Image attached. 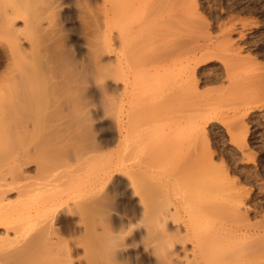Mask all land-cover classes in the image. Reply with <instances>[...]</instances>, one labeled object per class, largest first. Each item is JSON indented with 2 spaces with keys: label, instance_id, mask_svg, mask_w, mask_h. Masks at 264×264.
Returning a JSON list of instances; mask_svg holds the SVG:
<instances>
[{
  "label": "rangeland",
  "instance_id": "374dc122",
  "mask_svg": "<svg viewBox=\"0 0 264 264\" xmlns=\"http://www.w3.org/2000/svg\"><path fill=\"white\" fill-rule=\"evenodd\" d=\"M112 2L122 12L109 34ZM199 45L216 56L196 65ZM180 46L183 54L163 61ZM0 90V120L28 123L17 141L30 183L25 195L14 186L5 195L25 217L18 234L0 225L2 264H159L158 235L203 232L207 207L229 208L236 193L247 221L213 216L212 224L264 227V0H0ZM194 187L209 205L193 200ZM168 200L171 215L159 225ZM47 215L54 234L42 226ZM253 230L237 231L251 235L241 244L264 251V228ZM193 245L170 244L176 264Z\"/></svg>",
  "mask_w": 264,
  "mask_h": 264
},
{
  "label": "bare ground",
  "instance_id": "6f19581e",
  "mask_svg": "<svg viewBox=\"0 0 264 264\" xmlns=\"http://www.w3.org/2000/svg\"><path fill=\"white\" fill-rule=\"evenodd\" d=\"M120 1H122V0H120ZM125 1V0H124ZM129 1V0H128ZM134 1V0H133ZM135 1H137V0H135ZM119 2V1H118ZM181 2V1H180ZM189 2V1H188ZM187 2V3H188ZM124 3V2H123ZM138 4V3H137ZM153 4V3H152ZM179 4V3H178ZM170 5V4H169ZM180 5V4H179ZM186 6H187V4H185ZM195 5V4H194ZM141 6V5H140ZM185 6V7H186ZM119 7V8H118ZM118 7H117V5H116V3L115 2H112L111 3V5H110V8L108 9L109 10V13H108V19H109V24H108V29H109V34H112L111 32H112V29L114 28L113 27V23H116L114 20H115V17L116 16H118V15H116V14H118V13H120L121 14V8L122 7H120L119 5H118ZM129 9V8H128ZM133 9H134V7H133ZM132 9V10H133ZM186 9H188V8H186ZM125 10H127V8L125 9ZM130 10V9H129ZM140 10V9H139ZM143 10V9H142ZM143 12V11H142ZM137 13V12H136ZM145 13V12H144ZM15 14V13H14ZM119 14V15H120ZM154 14V13H153ZM168 14H170V13H168ZM177 14V13H176ZM128 15V14H127ZM140 15V14H139ZM138 15V16H139ZM160 15V14H159ZM11 16H13V15H11ZM10 16V17H11ZM137 16V15H136ZM162 15H160L159 17H161ZM144 17V16H143ZM176 17V16H175ZM129 18V17H128ZM161 18H164V16L163 17H161ZM6 19H13V18H6ZM14 20V19H13ZM178 20V19H177ZM16 21V20H15ZM114 21V22H113ZM166 21V20H165ZM145 22H146V20H145ZM145 22H143V24H145ZM150 22V21H149ZM168 22V21H167ZM147 23V22H146ZM169 23V22H168ZM117 24V23H116ZM115 24V25H116ZM142 24V25H143ZM150 24V23H149ZM148 24V25H149ZM175 24V23H174ZM173 24V25H174ZM147 25V26H148ZM143 26H145V25H143ZM143 26H141V29H142V27ZM153 26H155V25H153ZM169 27V26H168ZM150 28V27H149ZM144 29V28H143ZM152 30H154V29H152ZM152 30H150V31H152ZM174 30L175 29H173V32H174ZM176 31V30H175ZM180 31V30H179ZM223 31V30H222ZM15 32V31H14ZM148 32V31H147ZM121 34V33H120ZM147 34V33H146ZM149 34V33H148ZM154 34H156L155 32H154ZM171 34H172V32H171ZM106 35H107V33H106ZM115 35V34H114ZM143 34H141V36H142ZM174 35H176V34H174ZM109 36H111V35H109ZM121 36H123V34L121 35ZM120 36V37H121ZM170 36V35H169ZM172 36V35H171ZM150 37V36H149ZM154 36H152L151 38H153ZM204 37V36H203ZM209 37V36H208ZM150 38V39H151ZM210 38V37H209ZM13 39H14V37H13ZM108 38H106V40H107ZM149 39V38H148ZM164 39V38H163ZM110 40H111V38H110ZM166 40V39H165ZM13 41V40H12ZM15 41H17V40H15ZM117 41V40H116ZM107 42H109V41H107ZM156 42V41H155ZM154 42V43H155ZM17 43H19V42H17ZM227 43V42H226ZM123 44H124V42H123ZM126 44V43H125ZM170 44H173V43H170ZM169 44V45H170ZM203 44V43H202ZM230 44V43H229ZM14 45V44H13ZM150 45V44H149ZM157 45V44H156ZM159 45V44H158ZM157 45V46H158ZM181 45V44H180ZM238 45V44H237ZM17 46H19V45H17ZM17 46H16V48H17ZM182 46V45H181ZM181 46H180V48L179 47H177V49H174V48H176V47H174L173 48V50H171V52H170V50H169V52H170V54H166V53H164L162 56H161V58L163 59V61L164 62H166V61H168V60H170L171 58H173V56H174V54H176V53H178L179 54V51L181 52V50H182V54H183V48L181 49ZM200 46V45H199ZM225 46H227V45H225ZM224 46V47H225ZM13 47V46H12ZM128 47V46H127ZM152 47V46H151ZM154 47V46H153ZM224 47H223V49H224ZM121 48L123 49V47H120V53H121V51H123V50H121ZM157 48V47H156ZM204 48H205V46H200V47H198V48H196L195 49V51H193L194 52V54H193V56H192V59L195 61V64L196 65H200V63H203L204 61L206 62V61H208V60H211V59H213L215 56H214V53H213V50H212V54L213 55H211V54H205V53H208V50L207 51H205V53L203 52V53H201L203 50H204ZM222 47H220V49H221ZM20 49V48H19ZM23 49V48H22ZM152 50H154L153 48H151ZM159 49V48H158ZM189 49H191V48H189ZM227 49L229 50V48L227 47ZM14 50V49H13ZM16 50V49H15ZM118 50V51H119ZM127 50H129V49H127ZM165 50V49H164ZM193 50V49H192ZM232 50V49H231ZM12 51V50H11ZM125 51V50H124ZM177 51V52H176ZM13 52V51H12ZM159 52V51H158ZM166 52V51H165ZM185 52V51H184ZM186 52H187V50H186ZM190 53H191V50L189 51ZM22 53V52H21ZM123 53V52H122ZM160 53H162V51H160ZM210 53V52H209ZM216 53V52H215ZM166 54V55H165ZM177 54V55H178ZM187 54H188V52H187ZM201 54V55H200ZM225 54V53H224ZM229 54V53H228ZM126 55H127V53H126ZM158 55V54H157ZM165 55V56H164ZM13 56H15V55H13ZM123 56H125V54L123 55ZM130 56H131V54H130ZM147 56V55H146ZM155 56V55H154ZM176 56V55H175ZM174 56V57H175ZM190 56V55H189ZM218 56V55H217ZM234 57V56H233ZM119 58V57H118ZM125 58H126V56H125ZM153 59H154V57H152ZM157 58H159V57H157ZM188 58V57H187ZM126 59H128V64H129V58L127 57ZM133 59V58H132ZM132 59H130V60H132ZM160 59V58H159ZM174 59V58H173ZM191 59V60H192ZM53 60V59H52ZM119 61V60H118ZM117 61V63L119 64V66H121L120 68H124V67H122V65H120V63ZM153 61V60H152ZM160 61H162V60H160ZM175 61V60H174ZM193 61V62H194ZM154 62V61H153ZM172 62V61H171ZM131 63H133L132 61H131ZM130 63V64H131ZM135 63V62H134ZM133 63V64H134ZM155 63V62H154ZM161 63V62H160ZM159 63V64H160ZM52 64V63H51ZM122 64V63H121ZM159 64L157 65V66H159ZM165 64V63H164ZM191 64V63H190ZM125 65H127V64H125ZM132 65V64H131ZM118 66V67H119ZM135 66V65H134ZM156 66V65H155ZM154 66V67H155ZM137 67V66H136ZM162 67H163V64H162ZM161 68V67H160ZM119 69V68H118ZM167 69V68H166ZM139 70V69H138ZM116 71V70H115ZM133 71H134V69H133ZM122 72V71H121ZM120 73V72H119ZM20 75V74H19ZM22 76V75H21ZM60 76V75H59ZM20 77V76H19ZM19 77H18V79H19ZM67 77V76H66ZM73 77V76H72ZM194 77V76H193ZM54 78V77H53ZM21 79H23V78H21ZM63 79H64V76H63ZM15 81V80H14ZM68 81V80H67ZM78 81V80H77ZM197 81V80H196ZM26 82V81H25ZM83 82V81H82ZM81 82V83H82ZM58 83V82H57ZM64 83V82H63ZM199 83V82H198ZM52 84V83H51ZM73 84V83H72ZM64 85V84H63ZM66 85V84H65ZM2 86V85H1ZM79 86V85H78ZM194 87V86H193ZM23 88V87H22ZM54 88H55V86H54ZM59 88H61L60 86H59ZM58 88V89H59ZM52 89V88H51ZM2 90H3V88H2ZM71 90V89H70ZM73 91V90H72ZM0 92H1V90H0ZM29 92V91H28ZM58 92V91H57ZM26 93V92H25ZM59 93H61V92H59ZM26 95V94H25ZM173 95V94H172ZM32 96V95H31ZM23 97V96H22ZM66 97H67V95H66ZM173 97V96H172ZM70 98V97H69ZM23 99H25V98H23ZM29 99V98H28ZM61 99V98H60ZM73 100V99H72ZM171 100V99H170ZM26 101V100H25ZM31 101V100H30ZM70 102V101H69ZM110 102V101H109ZM61 103V102H60ZM55 104V103H54ZM109 106H110V104H109ZM111 109V108H110ZM82 112V111H81ZM11 113V112H10ZM13 113V112H12ZM14 114V113H13ZM12 114V115H13ZM20 114V113H19ZM114 114V113H113ZM18 115V114H17ZM14 116V115H13ZM11 117V116H10ZM20 117V116H19ZM82 117V116H81ZM6 118V117H5ZM5 118H3L4 120H0V225H6V226H8V225H10V226H8V228L7 229H11V227H12V225H13V229H15V233L16 234H18V232H20V230H22L21 228H22V224H23V220H22V218H24L25 216H22V213H20L19 211H15V210H13V209H11V206L9 207V205L8 204H6V203H4V201H5V198H7V197H5V195L7 194V193H9V191H11V189H9L11 186H14L13 188H16V190L18 189L19 191H20V195H25L26 193H27V190H28V186H29V184L30 183H28L27 182V184H24V183H22V181L26 178L24 175H23V173L20 171V169H21V166H22V164H27V163H29L27 160H26V158H28V156H29V154H28V151H26V150H21L20 148H22V146H20L19 144H18V139L19 138H21V137H23L25 134L27 135V127H28V123H26V122H24V121H20V120H11L10 118L8 119V120H5ZM12 118V117H11ZM22 119V118H21ZM30 129V128H29ZM29 132V131H28ZM30 133V132H29ZM27 137V136H26ZM25 137V138H26ZM30 136H28L27 138H29ZM25 138H22V139H25ZM194 138V137H193ZM192 138V139H193ZM196 139V138H195ZM4 140H8V141H10V143H8V144H6V141H5V143H3L4 142ZM189 140V142H191L190 141V139H188ZM11 141H12V144H11ZM14 141H17V142H14ZM20 141V140H19ZM26 141V140H25ZM21 142H22V140H21ZM20 142V143H21ZM195 142V141H194ZM10 144H11V147H18V149H20V150H13V151H11V152H9L8 150H7V148H9L10 147ZM23 144H25V143H23ZM194 144V143H193ZM196 145V144H195ZM120 146H121V144H120ZM194 148H195V146H193ZM10 149V148H9ZM12 149V148H11ZM10 149V150H11ZM170 149V148H169ZM162 151V150H161ZM158 153V152H157ZM162 152H160V154H161ZM170 153V152H169ZM171 153H172V151H171ZM162 155V154H161ZM166 155V154H165ZM158 156V155H157ZM205 157H206V155H204ZM210 156H212V155H210ZM160 157V156H159ZM162 157H164V155L162 156ZM207 157H208V155H207ZM206 157V158H207ZM165 158H167V157H165ZM168 158H169V156H168ZM164 159V158H163ZM162 159V160H163ZM208 159V158H207ZM158 160V159H157ZM156 160V161H157ZM198 160H200V159H198ZM159 163H160V161H158ZM163 162V161H162ZM202 162H203V160H202ZM202 162H200V163H202ZM206 162V161H205ZM205 162H204V164H205ZM210 162V161H209ZM31 163V162H30ZM110 164H111V162H110ZM154 164H155V162H154ZM118 165V164H117ZM116 165V166H117ZM159 164H157L156 166H158ZM160 165H162V164H160ZM205 165H208V162L205 164ZM108 166V165H107ZM160 167V166H159ZM205 167V166H204ZM207 167V166H206ZM206 167H205V169H206ZM210 166L208 165V167L207 168H209ZM115 168V167H114ZM213 169L214 170H218V169H215L214 167H212V170H210V171H207V172H211L212 171V173H213ZM160 170H161V168H160ZM199 170H200V168H199ZM198 170V171H199ZM220 170H222V169H220ZM104 171H105V169H104ZM197 171V170H196ZM188 172V171H187ZM190 172V171H189ZM200 172H201V170H200ZM205 172V171H204ZM207 172H205V173H207ZM195 173V172H194ZM164 174V173H163ZM174 174V173H173ZM215 175L216 174H218V172H216V173H214ZM214 174H212V175H214ZM223 174V176H224V173H222ZM225 174H226V172H225ZM172 175V174H171ZM192 175V174H191ZM197 175V174H196ZM205 175H209V174H205ZM214 175V176H215ZM228 176V175H227ZM226 176V177H227ZM189 177H191V176H189ZM197 177V176H196ZM199 177V176H198ZM197 177V178H198ZM203 177V176H202ZM218 177H216L215 178V180L217 179ZM228 178V177H227ZM227 178H226V180H227ZM230 178V177H229ZM200 179V178H199ZM204 179V178H203ZM160 180H161V178H160ZM194 180V179H193ZM200 180H202V179H200ZM213 180V179H212ZM223 181V183H224V181H225V176L224 177H221L220 176V179L218 178V182L219 181ZM230 180V179H229ZM229 180H227V181H229ZM26 181V180H25ZM189 181V180H188ZM206 181H208V180H206L205 179V181L204 182H206ZM217 181V180H216ZM198 181L196 180V182H194V184L195 185H197L198 183H197ZM210 182V181H209ZM190 183V182H189ZM191 183H193V182H191ZM197 183V184H196ZM199 183H201V181H199ZM207 183V182H206ZM229 183H231V182H229ZM233 183V182H232ZM205 184V183H204ZM218 184V183H217ZM220 184H222V182L220 183ZM225 184V183H224ZM227 184V183H226ZM28 185V186H27ZM32 185V184H31ZM30 185V186H31ZM234 185V184H233ZM153 186H154V184H153ZM157 186V188H158V185H156ZM220 187L222 186V185H219ZM219 186H217V189L219 190V189H221ZM227 186V185H226ZM229 186V185H228ZM155 187V186H154ZM161 187V186H160ZM199 187V186H198ZM233 187V186H232ZM209 188V187H208ZM207 188V189H208ZM160 189L162 190V188H159V190L158 191H160ZM190 189H192L191 187H190ZM195 189V190H194ZM194 189H193V191H195V192H193L192 190L190 191L189 190V192H192L191 194V196H193V195H195V196H197V198L201 201L202 199L200 198V197H202V196H200L199 194L201 193V192H199V191H202V190H198V191H196V188L194 187ZM199 189H202V187L200 186V188ZM204 189V188H203ZM212 189V188H211ZM214 189V188H213ZM213 189H212V191H213ZM216 189V190H217ZM15 190V191H16ZM230 190V189H229ZM242 190V189H241ZM240 190V191H241ZM163 191H164V188H163ZM209 191H211V190H209ZM215 191V190H214ZM223 189H221V192L223 193ZM199 192V196L197 195V193ZM216 192V191H215ZM195 193V194H194ZM210 193V192H209ZM221 193V194H222ZM225 193V192H224ZM236 193V192H235ZM234 193V194H235ZM248 193V192H247ZM190 194V193H189ZM205 194H206V192H205ZM203 195L204 197L207 195ZM211 194V193H210ZM209 194V195H210ZM238 194V195H237ZM242 194V193H241ZM245 194H246V192H245ZM212 195V194H211ZM215 195V194H214ZM214 195H213V198H214ZM218 194H216V196H217ZM242 195H244V194H242ZM195 196H193V200L195 199ZM215 196V199L217 198ZM234 196V195H233ZM222 197V195L221 196H219V198H221ZM242 196L240 195V193H236V197L235 198H233V204H231V206L229 207V208H227L226 207V209L224 208H217V209H214V211H212V210H208L209 209V207H207L208 209H207V211H205L204 212V208H202V210H203V216H202V214H201V216L202 217H205V225H204V227H203V232H200L199 231V229H201V226L200 225H198V226H200V227H198V226H196L195 228L193 227H187V229H185L184 231H185V236H181V237H179L178 239L177 238H175V239H177V240H175V239H171V241H170V239L169 240H167V241H165L164 240V238L165 237H163L162 235H158L156 238H157V245L161 248H157L158 250L160 249V252L159 253H161V251H163V253H161V255L159 256H157V260H159L160 262H159V264L161 263V264H176V260L175 259H173V256L174 255H172L170 252L171 251H169L171 248L172 249H174L173 247H170V244H177V241H180L181 243H183V245H185V243L186 242H189V241H193V243H194V245H193V247L190 249H186V248H184L185 250H184V254H183V257H182V260L180 259L181 258V256L179 255V252H178V254H176V258L178 257V256H180V258H178L177 260H181L180 262H183V264H261V262H260V260L259 259H261V260H264V259H262V258H260L261 257V254L263 255L264 253V251L263 250H261V248H254L253 249V247H249V246H247L248 244H247V240L249 239V238H251V235H247V234H242V236H240V235H238V233H237V231H245V233H252L251 231L253 230L252 228H254V230L257 232V231H259V232H261L262 230L261 229H263L264 227H263V225H258V227L256 226V225H254L255 227H253V226H251L250 224H252V223H250V224H248V225H246L245 223H244V225H242L241 227H239L238 229H236V227H235V231H229V227H227V228H229V229H226L224 226H221V225H219V226H217V225H213L212 224V219H213V216H218V218L219 217H231V219H232V216L233 217H235V219L237 220V219H239V220H237V221H240V223L241 222H243L246 218H244V215H242V211H241V209H240V207L241 206H243V205H241L242 203H243V200H242V198H241ZM195 199V200H198V199ZM208 199V197H205L204 198V200L205 199ZM218 198V199H219ZM247 198V197H246ZM192 199V198H191ZM190 199V201H193V200H191ZM159 200V199H158ZM170 200V199H169ZM169 200H168V206H167V208L166 209H161L160 207V209L159 208H157V210H158V212H156V208H155V210H152V212H156L157 213V215H158V218H157V223L159 224V221H160V223H162L163 222V224H161V225H164V223H166L167 222V219L170 217V215H171V209H170V207H171V202H169ZM204 200H202L201 202H204ZM209 201V200H208ZM211 201V200H210ZM212 201H213V199H212ZM53 202V201H52ZM199 201H197V203H198ZM206 202V201H205ZM204 202V203H205ZM159 203V202H158ZM190 203V202H189ZM53 204H54V206L55 207H57L58 206V204L59 203H57L56 201H54L53 202ZM194 204V203H193ZM155 205V204H154ZM192 205V204H191ZM198 205V204H197ZM200 205V204H199ZM205 205H209V204H207V203H205ZM228 205V204H227ZM223 206H225V205H223ZM27 207V206H26ZM220 207H221V205H220ZM17 208V207H16ZM58 208V207H57ZM186 208V207H185ZM211 208V207H210ZM42 209V208H41ZM41 209H35V213L37 214V213H41ZM52 209H54V208H52ZM56 209V208H55ZM145 209H148V208H145ZM190 209V208H189ZM192 209V208H191ZM34 211V210H33ZM147 212H148V210H146ZM241 211V212H240ZM150 212V211H149ZM154 212V213H155ZM194 212V211H193ZM198 212H200V211H198ZM55 213V212H54ZM144 213V212H143ZM26 216L27 217H29V216H31V214H32V212L30 211V210H27L26 211ZM147 214V213H146ZM145 214V215H146ZM149 214V213H148ZM194 214H196V213H194ZM193 214V215H194ZM144 215V216H145ZM156 215V214H155ZM39 216V215H38ZM147 216V215H146ZM194 216H197V215H194ZM188 217H190V216H188ZM247 217V216H246ZM44 217L42 216V220H41V222H42V226H43V228L46 230V232L45 233H47V231L48 232H50L51 234L53 233L54 234V232H51V231H54L53 230V223H52V220H51V217H49L48 215H47V217H45L44 219H43ZM156 218V217H155ZM53 219V218H52ZM190 219V218H189ZM199 219V218H198ZM197 219V220H198ZM197 220H195L194 219V223L196 224L197 222ZM215 221V220H214ZM227 221V220H226ZM246 221H247V219H246ZM199 223H201L200 222V220L198 221ZM204 222H203V224H204ZM261 222H262V220H261ZM239 223V225L238 226H240L241 224ZM238 224V223H237ZM236 224V225H237ZM255 224V223H254ZM257 224H259V222L257 223ZM57 225V224H56ZM160 225V224H159ZM191 226V225H190ZM261 228H260V227ZM257 227V229H255ZM24 228V227H23ZM197 228H199V229H197ZM55 229H57V228H55ZM12 230V229H11ZM199 231V233H198V231ZM234 230V229H233ZM254 230H253V232H254ZM14 231V230H13ZM164 231V230H163ZM39 232H41L40 230H39ZM164 232H166V231H164ZM169 232V231H168ZM42 233H43V231H42ZM41 233V235H43ZM162 233V232H161ZM160 233V234H161ZM174 233V232H173ZM21 234V233H20ZM158 234V233H157ZM261 234V233H260ZM45 235V234H44ZM48 235H49V233H48ZM264 235V234H263ZM23 236H25V234H23ZM56 236V235H55ZM166 236H168L169 237V235H166ZM171 236V235H170ZM261 237H262V235H260ZM45 237V236H44ZM48 237V236H47ZM173 236H171L170 238H172ZM240 237H242V242L240 241L241 240V238ZM8 238V237H7ZM55 238V237H54ZM58 238V237H57ZM123 238V237H122ZM253 238V237H252ZM258 238V237H257ZM45 239H46V237H45ZM45 239H43V240H45ZM255 239V238H254ZM259 239V238H258ZM264 239V238H263ZM6 240V239H5ZM50 240V239H49ZM48 240V241H49ZM10 241V240H9ZM51 241V240H50ZM237 241H240V243H238ZM264 241V240H263ZM262 241V242H263ZM5 242V241H4ZM11 242V241H10ZM156 242V241H155ZM246 242V244L247 245H242V244H244ZM259 242V241H258ZM42 243V242H41ZM46 243V242H45ZM54 243V242H53ZM242 243V244H241ZM249 243V242H248ZM253 243V242H252ZM252 243H250V245L252 244ZM261 243V242H260ZM7 244V243H6ZM179 244V243H178ZM222 244V245H221ZM241 244V245H240ZM262 244V243H261ZM264 244V243H263ZM8 245V244H7ZM6 245V246H7ZM56 245V244H55ZM181 245V244H180ZM260 245V244H259ZM51 246V245H50ZM53 246V245H52ZM220 246V247H219ZM222 246H224V248L222 247ZM252 246V245H251ZM258 246V245H257ZM45 247V246H44ZM223 248V249H220V248ZM1 248V247H0ZM169 248V249H168ZM253 250H252V249ZM156 249V250H157ZM162 249H164V250H162ZM260 249V250H259ZM262 249H264V248H262ZM1 250V249H0ZM6 251V250H5ZM174 252V251H173ZM4 253H6V252H4ZM32 253V252H31ZM183 253V252H182ZM158 254V253H157ZM175 254V253H174ZM32 256H33V254H31ZM36 255V254H35ZM4 256V255H3ZM264 257V256H263ZM2 258V257H1ZM1 258H0V264H2V262L3 261H1ZM112 258V257H111ZM35 259H36V257H35ZM112 260V259H111ZM114 261V260H113ZM32 262V261H31ZM36 262V261H35ZM178 262V261H177ZM180 262H178V263H180ZM10 264H13V263H10ZM26 264V263H25ZM29 264H30V262H29ZM34 264V263H33ZM95 264V263H94ZM115 264V263H114Z\"/></svg>",
  "mask_w": 264,
  "mask_h": 264
}]
</instances>
